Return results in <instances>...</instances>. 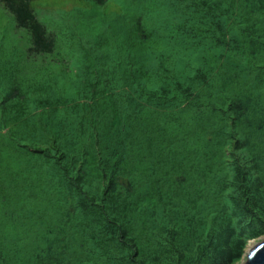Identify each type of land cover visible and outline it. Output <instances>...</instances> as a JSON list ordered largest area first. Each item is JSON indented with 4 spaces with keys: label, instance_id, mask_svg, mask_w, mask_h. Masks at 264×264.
<instances>
[{
    "label": "rangeland",
    "instance_id": "374dc122",
    "mask_svg": "<svg viewBox=\"0 0 264 264\" xmlns=\"http://www.w3.org/2000/svg\"><path fill=\"white\" fill-rule=\"evenodd\" d=\"M174 4L173 0H165L162 5L149 0H106L102 5L85 0H35L32 3L35 18L53 36L54 49L50 54L33 58L26 54L29 35L16 27L12 16L0 5V263L44 264L48 256L57 254L67 244L70 246L62 250L71 251L64 252L66 264H77L80 260L106 264L104 254L88 244L90 235L83 232L86 226L95 225V218L91 222L82 212L69 211L66 196L71 197L70 188L48 168L44 157L18 147L17 143L44 146L48 142L38 138L33 129L32 122L38 120L42 109L35 102L89 103L100 97L94 93L95 89L110 91L112 87L136 88L139 99L153 95L155 102H161L164 96L159 91L166 85L171 89L167 95L174 97L173 85L183 84L202 60L185 54L183 43L171 42L172 25L167 17ZM256 20L257 26L264 30V13ZM159 52L162 58L157 59ZM224 61L218 64L222 67ZM252 73L253 77L264 76L260 71ZM208 76L195 92L203 90V93L189 103L188 109L170 112L168 117L174 121L175 130L169 129L170 119L146 117V122L153 123L144 130L141 152L138 142L131 137L135 129L127 122V116L115 120L110 134L109 121L97 125L101 133V156L109 150L122 153L127 158L124 166L134 173L141 187L149 178L157 182L162 208L154 207L146 220L145 210L135 211L138 222L135 240L137 246L146 248L139 255L140 264H155V256L164 260L166 251L178 245L206 243V233L218 223V220L213 224L188 222L177 211L179 206L187 204L192 207L186 210L190 216H202L206 208L194 209L200 201L207 200L206 192L200 193L197 183L203 174L200 166L205 154L200 143L206 139L201 106L210 107L229 90L226 83L211 86L213 74ZM236 79L242 81L241 76L237 75ZM69 105L54 107L61 112H82L85 117L92 112L90 104L82 108H69ZM54 107L48 106L49 111ZM66 119L65 115L62 120ZM191 119L203 123L190 124ZM119 130L126 131L125 137H116L114 132ZM73 133V130L69 132ZM184 141V146L179 147ZM192 146L198 150L193 152ZM91 164L86 158L87 175L81 182L84 191L94 190L98 183ZM71 180L77 184L78 177L72 175ZM203 187L208 189L206 184ZM199 195L201 200L195 197ZM130 204L128 199L125 208ZM87 209L84 205L83 211ZM103 209L105 223L110 216L107 207ZM160 210H166L167 219L162 218ZM154 220L161 227L169 224L171 230L153 239L148 223ZM262 241L264 236L248 241L233 264H243L247 250ZM94 250L97 256L92 259L93 253H89Z\"/></svg>",
    "mask_w": 264,
    "mask_h": 264
},
{
    "label": "trees",
    "instance_id": "16d2710c",
    "mask_svg": "<svg viewBox=\"0 0 264 264\" xmlns=\"http://www.w3.org/2000/svg\"><path fill=\"white\" fill-rule=\"evenodd\" d=\"M34 1L0 0V5L12 16L16 27L29 35L30 46L26 54L30 58L50 54L54 49L53 36L35 18ZM85 1L102 5L106 0ZM149 1L158 5L165 3V0ZM173 1L175 4L167 17L172 25L171 42L183 43L186 45L185 54L202 58L183 84L173 85L174 97L167 95L171 89L166 85L159 91L164 96L161 102H155L153 95L139 99L136 88L122 87L117 90L112 87L110 91L95 89L94 93L100 97L89 103L35 102L42 109L38 120L32 122L33 129L38 138L48 142L44 146L17 143L18 147L44 157L48 168L53 169L70 188L72 198L66 196L69 211L82 212L91 222L95 218V225L86 226L83 232L90 235L88 244L95 245L94 249H100L104 254L106 264H140L139 255L146 248L137 246L135 240L138 230L135 211L145 210L146 220L154 207L162 208L163 205L157 192V182L149 178L141 187L134 173L124 166L125 155L109 150L107 155L101 156V133L97 125L101 121H109L110 134L113 133L111 126L116 125L115 120L121 115L127 116V122L136 130L131 136L139 144V150H136L141 152L145 143L144 130L153 123L146 122V117L170 119L167 121L169 129L175 130L173 120L168 117L170 112L188 109L189 103L203 93V90L195 92L208 74H213L211 86L226 83L229 90L210 107L201 106L204 124L190 120V124H202L206 136L200 143L205 154L200 166L203 174L197 183L200 193L206 192L207 200L200 201L194 209L206 208L202 216H190L186 210L192 207L187 204L179 206L177 211L188 222L213 224L218 220V223L206 233V243L178 245L166 251V259L157 256L153 259L155 264H233L242 255L248 241L264 236V76H252L254 71L264 75V30L257 26L256 20L264 13V0ZM159 53L157 59L162 58V53ZM223 59L225 64L221 67L218 63ZM237 75L242 81L236 79ZM137 79L140 80V75ZM67 103H70L69 108L90 104L92 112L85 117L82 112H61L54 107ZM48 106L54 108L49 111ZM65 115L67 119L64 121ZM72 130L74 133L70 135ZM114 133L120 138L125 137L126 131ZM192 148L193 152L198 150L197 146ZM86 158L91 161L98 179L92 191H84L85 186L81 183L87 175ZM72 175L78 177L77 184L71 180ZM205 184L208 189H204ZM195 197L201 200L200 195ZM128 199L131 204L125 208ZM84 205L88 207L85 211ZM106 207L110 218L104 223L102 209L105 211ZM160 211L162 218L167 219L166 210ZM148 225L153 239L171 230L169 224L161 227L155 220L149 221ZM69 246L64 244L57 254L53 252L48 256L44 264H66L64 252L71 251L62 250ZM47 248L49 254L50 245ZM89 254L94 259L97 251ZM77 264L87 262L80 260Z\"/></svg>",
    "mask_w": 264,
    "mask_h": 264
},
{
    "label": "water",
    "instance_id": "95a60500",
    "mask_svg": "<svg viewBox=\"0 0 264 264\" xmlns=\"http://www.w3.org/2000/svg\"><path fill=\"white\" fill-rule=\"evenodd\" d=\"M245 262L243 264H264V241L245 253Z\"/></svg>",
    "mask_w": 264,
    "mask_h": 264
},
{
    "label": "bare ground",
    "instance_id": "6f19581e",
    "mask_svg": "<svg viewBox=\"0 0 264 264\" xmlns=\"http://www.w3.org/2000/svg\"><path fill=\"white\" fill-rule=\"evenodd\" d=\"M256 246V244L252 247H250L249 249H248V251H251L254 247Z\"/></svg>",
    "mask_w": 264,
    "mask_h": 264
}]
</instances>
